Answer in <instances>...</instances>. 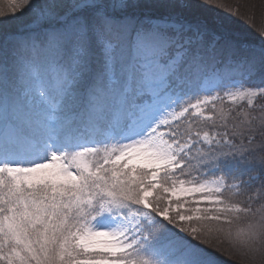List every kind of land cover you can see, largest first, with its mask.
<instances>
[{
  "label": "snow or ice",
  "instance_id": "snow-or-ice-1",
  "mask_svg": "<svg viewBox=\"0 0 264 264\" xmlns=\"http://www.w3.org/2000/svg\"><path fill=\"white\" fill-rule=\"evenodd\" d=\"M256 8L0 5V264H264Z\"/></svg>",
  "mask_w": 264,
  "mask_h": 264
},
{
  "label": "trees",
  "instance_id": "trees-1",
  "mask_svg": "<svg viewBox=\"0 0 264 264\" xmlns=\"http://www.w3.org/2000/svg\"><path fill=\"white\" fill-rule=\"evenodd\" d=\"M226 2H231V0H226ZM252 3H255L257 5V8L255 9L256 12V20L255 24L257 26H260L262 23H264V20L261 18V9H260V4L264 2V0H251ZM0 5L6 7V0H0ZM242 28H246V25L241 24L240 25ZM251 33V29L248 30ZM253 36L255 35L254 33L252 34ZM220 264H231V262L228 260L226 256L220 257Z\"/></svg>",
  "mask_w": 264,
  "mask_h": 264
}]
</instances>
